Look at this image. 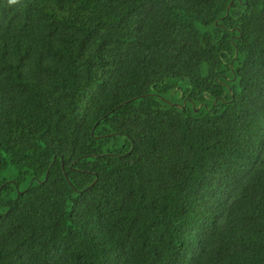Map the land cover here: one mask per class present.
<instances>
[{"label": "trees", "instance_id": "obj_1", "mask_svg": "<svg viewBox=\"0 0 264 264\" xmlns=\"http://www.w3.org/2000/svg\"><path fill=\"white\" fill-rule=\"evenodd\" d=\"M0 264H264V0H0Z\"/></svg>", "mask_w": 264, "mask_h": 264}, {"label": "water", "instance_id": "obj_2", "mask_svg": "<svg viewBox=\"0 0 264 264\" xmlns=\"http://www.w3.org/2000/svg\"><path fill=\"white\" fill-rule=\"evenodd\" d=\"M228 13V9H227V12H226V15ZM215 25H217V23H215ZM235 55H236V52H235ZM217 100L214 101V104H216ZM201 106H198L195 110V114L198 113V111L200 110ZM47 176L45 177V180H46ZM97 180V178L95 179V181ZM93 184V183H92ZM91 184V185H92Z\"/></svg>", "mask_w": 264, "mask_h": 264}]
</instances>
